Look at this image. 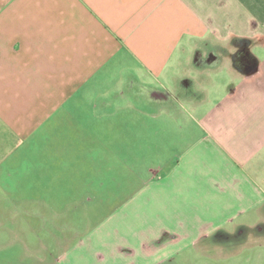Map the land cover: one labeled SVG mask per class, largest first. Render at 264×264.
Segmentation results:
<instances>
[{"label": "crops", "instance_id": "obj_1", "mask_svg": "<svg viewBox=\"0 0 264 264\" xmlns=\"http://www.w3.org/2000/svg\"><path fill=\"white\" fill-rule=\"evenodd\" d=\"M0 196L60 264L264 248V0H0Z\"/></svg>", "mask_w": 264, "mask_h": 264}, {"label": "rangeland", "instance_id": "obj_2", "mask_svg": "<svg viewBox=\"0 0 264 264\" xmlns=\"http://www.w3.org/2000/svg\"><path fill=\"white\" fill-rule=\"evenodd\" d=\"M229 64V71L234 77L246 72L235 67L232 61ZM5 201L0 196V264H60L57 258L63 245L74 240V230H60L53 220L48 222L47 227L39 229L36 215L22 213L20 206ZM69 231L71 234L67 237ZM247 233L248 229L243 228L224 231L219 238L225 245L217 250L206 246L204 254H190L172 264H264V248L248 241ZM54 236H61L62 245L55 241Z\"/></svg>", "mask_w": 264, "mask_h": 264}]
</instances>
